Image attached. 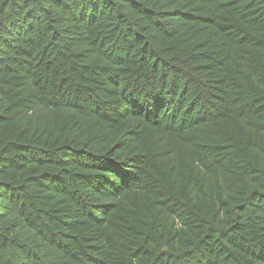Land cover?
<instances>
[{"label":"trees","instance_id":"obj_1","mask_svg":"<svg viewBox=\"0 0 264 264\" xmlns=\"http://www.w3.org/2000/svg\"><path fill=\"white\" fill-rule=\"evenodd\" d=\"M0 264H264V0H0Z\"/></svg>","mask_w":264,"mask_h":264}]
</instances>
